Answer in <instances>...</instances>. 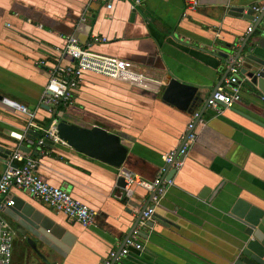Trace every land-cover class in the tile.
I'll list each match as a JSON object with an SVG mask.
<instances>
[{"label": "crops", "instance_id": "crops-1", "mask_svg": "<svg viewBox=\"0 0 264 264\" xmlns=\"http://www.w3.org/2000/svg\"><path fill=\"white\" fill-rule=\"evenodd\" d=\"M258 1L197 0L196 8L182 15L183 0H140L133 6L127 0H0V95L23 104L37 127L52 117L39 102L50 73L73 61L62 53L67 35L80 44L92 35L104 36L90 48L128 61L152 79L140 87L86 72L71 91V104L55 109L69 122L99 124L119 134L127 152L118 173L152 180L161 154L180 139L189 112L160 99L167 74L200 92L202 102L192 110L203 115L204 123L196 126L173 184L154 207L159 221L150 228L137 223L142 248H129L113 264H223L237 237L226 205L242 197L264 208V99H251L242 85L240 100L232 106L218 113L203 106L225 71L216 52L230 42L237 45L251 22L226 14L227 8L245 10ZM28 119L0 101V146L10 152L24 146L9 135L12 131L26 129L37 137V128H26ZM25 153L34 159L39 177L68 191L93 214L82 226L10 187L9 198L22 200L59 229L53 237L58 245L45 240L47 248L40 243L32 248L23 234L30 226L12 208L0 209L12 229L10 264H99L109 250L122 246L137 212L148 204L143 188L131 184L126 195L115 184L114 168L64 143Z\"/></svg>", "mask_w": 264, "mask_h": 264}, {"label": "built area", "instance_id": "built-area-1", "mask_svg": "<svg viewBox=\"0 0 264 264\" xmlns=\"http://www.w3.org/2000/svg\"><path fill=\"white\" fill-rule=\"evenodd\" d=\"M95 1V0H93ZM132 6L139 3L140 0H127ZM263 0H259L251 5L253 11V19L245 28L243 36L251 30L252 23L257 13L262 8ZM184 13L194 10L197 6V0H183ZM106 8L110 7V2H106ZM104 36L92 35L85 44H80L72 35L64 37L62 53L68 54L72 58V64L58 66L50 73L43 90L41 92L39 102L47 106L52 117L43 127H37L32 121V113H27L23 104L2 97L0 101L7 106L13 107L20 112L26 113L29 117L26 128H37L39 135L37 137H29L26 129L23 132H10L9 135L18 141H23L24 146L37 147L50 143H64L57 135L56 122L59 117L56 114L58 105L66 107L71 104V91L74 89L81 76L88 72L102 75L116 80H121L134 86H144L152 83V79L143 75L132 68L128 61L117 57L96 52L90 48V44L96 42H104ZM239 63L233 61L230 55L227 57L225 71L222 74L217 86L205 98V107L218 113L221 108H227L240 100V92L242 88L241 82L244 77L239 76ZM165 78L162 80L163 87ZM204 123L203 115L197 110L189 112L187 122L180 139L176 146L161 154V164L152 178L148 181L132 175L129 172L124 174V193L130 192L128 187L135 184L143 188L148 194V204L140 214L138 224L144 225L154 212V207L159 203L168 188L173 184L172 174L175 173L183 162L187 149L194 142L196 137L195 128L197 125ZM35 161L28 154L17 147L6 157L5 167L0 174V209L11 205L13 200L9 198L8 192L10 187H15L29 196L40 200L42 203L50 207L56 212L63 213L67 218L87 226L91 223L93 211L80 200L72 197L68 191L60 186L52 185L39 177L35 171ZM172 174L168 176V171ZM138 224L124 238L122 247L119 250H109L99 264H113L114 261L127 254L129 248L140 250L142 248L139 240ZM12 246V229L8 220L0 213V264H10Z\"/></svg>", "mask_w": 264, "mask_h": 264}, {"label": "water", "instance_id": "water-1", "mask_svg": "<svg viewBox=\"0 0 264 264\" xmlns=\"http://www.w3.org/2000/svg\"><path fill=\"white\" fill-rule=\"evenodd\" d=\"M262 3V8L257 13L251 30L238 41L239 43L235 45V43L230 42L225 44L224 47H220V50L216 52L225 64L227 57L230 55L233 57V61L238 60L239 76L244 77L241 84L245 85L246 93L253 100L264 99V0ZM226 14L250 21L254 17L250 6L245 10L242 6H230L227 8ZM164 78L166 81L160 91L161 100L170 103L183 112L192 111L196 104L202 102L197 86L183 82L170 74H167ZM203 106L205 107V103ZM56 132L64 144L72 150L114 168L116 170L115 184L121 189L124 188V174L127 171L118 173V169L123 164L127 145L123 143L118 133L108 131L99 124L85 126L69 122L62 117L56 122ZM28 136L34 137L31 133ZM46 143L50 142L45 141ZM20 149L25 152L28 151L25 146H21ZM9 154L10 150L0 146V162H4ZM171 174L172 171L169 170L167 175L170 176ZM203 192L199 194L200 198L203 197ZM208 197L204 199L206 202ZM145 206L137 212L127 235L136 227ZM226 206L225 213L236 224L237 237L223 264H264V208L252 204L242 197L233 199ZM7 207L12 208L16 216L30 226V229L23 230V234L27 233L29 236V238H26V242L32 248L35 247L36 243H40L42 247L47 248L48 244L45 240L57 244L53 237L59 236V229L50 219L23 204L22 200H14ZM153 221H159L155 213L148 220H145L143 226L150 228ZM70 240L71 238L68 237L65 243H69Z\"/></svg>", "mask_w": 264, "mask_h": 264}, {"label": "trees", "instance_id": "trees-1", "mask_svg": "<svg viewBox=\"0 0 264 264\" xmlns=\"http://www.w3.org/2000/svg\"><path fill=\"white\" fill-rule=\"evenodd\" d=\"M56 108H62V106L58 105Z\"/></svg>", "mask_w": 264, "mask_h": 264}]
</instances>
